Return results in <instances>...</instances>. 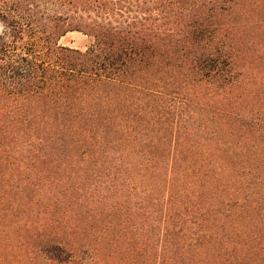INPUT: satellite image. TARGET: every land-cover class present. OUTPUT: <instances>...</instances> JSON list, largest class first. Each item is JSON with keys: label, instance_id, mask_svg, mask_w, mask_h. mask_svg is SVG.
Segmentation results:
<instances>
[{"label": "trees", "instance_id": "obj_1", "mask_svg": "<svg viewBox=\"0 0 264 264\" xmlns=\"http://www.w3.org/2000/svg\"><path fill=\"white\" fill-rule=\"evenodd\" d=\"M236 2L0 0V173L6 183L21 188L15 173L75 158L102 161L95 171L139 167L145 197L167 210L161 238L149 235L144 242L147 264L207 259L199 249L213 234L196 223L207 210L195 192L228 191L224 176L235 164L218 157L207 141L193 140L186 126L184 139L178 125L169 132L166 97L184 96L210 112L225 103L221 118L229 121V133L237 122L249 126L252 119L238 120L239 99L230 95L240 76L238 57L216 23ZM70 32L89 38L86 50L58 44ZM173 134L175 142L165 140ZM153 205L144 207L151 223ZM53 247L59 258L66 253Z\"/></svg>", "mask_w": 264, "mask_h": 264}, {"label": "rangeland", "instance_id": "obj_2", "mask_svg": "<svg viewBox=\"0 0 264 264\" xmlns=\"http://www.w3.org/2000/svg\"><path fill=\"white\" fill-rule=\"evenodd\" d=\"M216 23L238 57L240 76L230 93L239 99L238 120H252L246 121L249 126L243 123L246 127L237 122L235 131L229 133L224 124L229 121L221 118L228 110L225 103L215 104L210 112L204 111L202 103L169 96L166 128L173 132L172 127L178 125L184 139V126L188 127L193 140L207 141L218 157L235 164L233 172L224 176L228 191L195 192L207 210L202 218L196 217V223L213 234L199 249L207 253V259H198L202 260L199 264H229L234 257L240 258L235 264H264V0H237L232 11L218 16ZM4 30L0 21V37ZM58 44L86 50L89 38L70 32ZM200 92L199 96L205 93ZM176 138L165 136L173 142ZM101 163L78 158L37 163L42 170L32 164L26 173L14 175L16 183L24 182L21 188L13 180L6 183L0 173V182L5 183H0V264H147L144 242L149 235L161 238L166 207L145 197L147 182L139 167L93 170ZM34 180L40 184L34 186ZM109 180L114 183L109 185ZM131 180L135 185L128 184ZM149 204H154L152 223L144 208ZM188 225L197 229L192 221ZM53 244L65 248L62 258L52 251Z\"/></svg>", "mask_w": 264, "mask_h": 264}]
</instances>
